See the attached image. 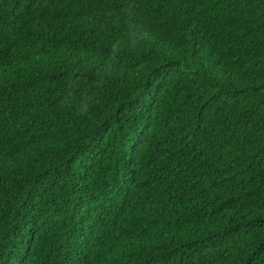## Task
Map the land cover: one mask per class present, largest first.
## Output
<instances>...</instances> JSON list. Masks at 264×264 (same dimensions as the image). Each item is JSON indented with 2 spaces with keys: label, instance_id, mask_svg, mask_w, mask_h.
Wrapping results in <instances>:
<instances>
[{
  "label": "trees",
  "instance_id": "trees-1",
  "mask_svg": "<svg viewBox=\"0 0 264 264\" xmlns=\"http://www.w3.org/2000/svg\"><path fill=\"white\" fill-rule=\"evenodd\" d=\"M0 264H264V0H0Z\"/></svg>",
  "mask_w": 264,
  "mask_h": 264
}]
</instances>
